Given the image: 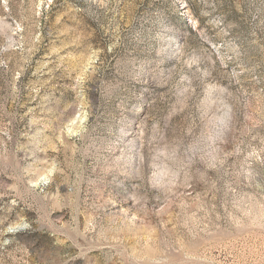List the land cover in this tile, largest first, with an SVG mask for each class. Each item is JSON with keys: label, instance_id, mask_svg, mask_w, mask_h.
Returning <instances> with one entry per match:
<instances>
[{"label": "rangeland", "instance_id": "obj_1", "mask_svg": "<svg viewBox=\"0 0 264 264\" xmlns=\"http://www.w3.org/2000/svg\"><path fill=\"white\" fill-rule=\"evenodd\" d=\"M0 264H264V0H0Z\"/></svg>", "mask_w": 264, "mask_h": 264}]
</instances>
